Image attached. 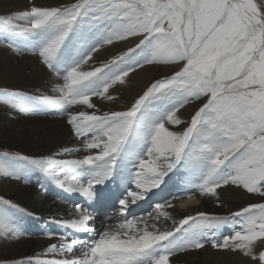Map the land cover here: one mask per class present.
<instances>
[{"label": "snow or ice", "instance_id": "obj_1", "mask_svg": "<svg viewBox=\"0 0 264 264\" xmlns=\"http://www.w3.org/2000/svg\"><path fill=\"white\" fill-rule=\"evenodd\" d=\"M0 37L17 54L37 55L62 81L52 85L51 94L29 97L0 90V103L21 114L49 110L66 114L80 141L48 157L3 151L0 158L24 161L61 189L88 200L100 199L95 186L112 176L118 158L133 165L122 177L126 195L117 198L122 222L96 233L89 225V209L76 204L72 218L51 221L71 232L48 233L58 243L16 264H171L178 253L199 251L209 244L213 250L264 264V0L32 4L0 15ZM132 37L141 38L99 66L85 69L101 48ZM82 39L85 45L69 54L70 45ZM146 65L177 68L146 86L126 110L97 109L93 98L116 100L111 90L128 83L130 74ZM201 98L206 100L190 121L182 120L181 109ZM182 124L186 126L175 130ZM78 152L85 154L72 158ZM178 166L188 176L183 188L169 193L173 200L186 195L192 201L198 192L216 197L219 207L218 189L226 186L262 199L228 216L200 211L175 220L167 210L175 205L165 198L146 216L128 218L131 206L160 188L163 178ZM85 176L86 182L81 179ZM0 177L27 182L21 167L3 162ZM12 210L26 212L0 197V238L9 241L23 235ZM161 217L172 220L173 227L160 229L148 223ZM228 225L232 231L221 233ZM78 232L98 238L84 241L75 235Z\"/></svg>", "mask_w": 264, "mask_h": 264}, {"label": "bare ground", "instance_id": "obj_2", "mask_svg": "<svg viewBox=\"0 0 264 264\" xmlns=\"http://www.w3.org/2000/svg\"><path fill=\"white\" fill-rule=\"evenodd\" d=\"M27 1H31L32 4H43L44 2H48V0H0V12L1 11H7V12L13 11V13H15V12L26 10L31 6L28 4ZM4 51H7L10 56H13L14 54L12 55V53H15V51L7 48L5 45H3V43L0 42V54L3 53ZM111 52L112 51L110 50L104 51V53L106 54L107 53L111 54ZM0 60H1V56H0ZM20 62L21 64H23V70L18 69L17 63L15 64L14 62L0 63V87L10 85L12 82L16 83L18 82L17 80H20L22 84L30 85L32 84L34 80H36L34 82H39V79H41L42 81H46L48 83L47 86H49L46 89L45 94H51L52 86H50L51 83H49V81L51 82L54 81V83H61L59 80L56 79V77L53 74L45 70L42 67V65L36 66L34 68L30 61L22 57H20ZM149 73H151L150 69L144 70L143 72L137 74L136 76H133L132 82L131 80L128 81L132 83V85L134 83L136 86L134 91H133V87L131 85H130L131 87L129 86L131 93L127 91H125L127 92V94L124 92L122 93L119 92V90L122 89V85H117L115 86L113 90H111L112 94L117 97L116 100L110 101L105 105V100H101L99 98H93V103L96 104L97 109L102 108L103 111H106L105 110L106 107L110 108L109 111L125 110L123 108L125 107L124 104L130 100L131 96L139 92V91H136L137 90L136 88H139V86L143 85V83L142 84L140 83L145 82V81L148 82L149 79L151 78L150 77L151 75ZM17 74L18 75L21 74V75L19 77H15ZM144 74H146L145 77L140 78V76ZM197 105L198 104H195L194 106L188 105L184 107L183 109H181L179 115L185 114V113L188 115L191 114L192 112H194V109ZM77 107H83V106H77ZM46 112L47 111H36L30 114H21V113L15 112L9 106L0 103V122L3 121L5 123H1V124L8 123L9 126H12V128L9 130L10 135L14 139H16L18 142L23 141L24 139H27V138L32 139V137H34L35 135L42 134L45 137L49 136V138L51 139L49 142L52 145V142L54 141V139L57 138L56 146L52 147L53 153L57 152L59 149L65 146L75 147V146L80 145V143L76 141L77 140L76 137H74L69 140L62 141L60 146L57 148L60 140H62V136L59 135V133L69 126L67 124V115L54 111L53 115L49 114L44 119L42 118V114ZM49 112H53V111L49 110ZM55 114H56V117H54V119H59L63 121L60 124V126L51 124L53 121L52 116H54ZM43 120L44 122H46L45 126L41 127L42 125H37V122H42ZM48 127H51V128L49 129ZM45 129H48V130L46 131ZM175 130H178V129L176 128ZM41 131H44V132L41 133ZM72 142L74 143L71 144ZM9 146L14 147L16 146V144L13 142H11L10 144L7 143L6 147H9ZM47 147L45 146H39L36 148L33 147L32 149H30L32 150V152H29V153H32L33 155H37L39 156V158H43L47 156L46 154L48 150ZM84 154L85 153L83 152L73 153L72 158H78V157L83 156ZM35 158H38V157L35 156ZM1 162L7 163L6 160L5 161L1 160ZM132 167L133 165L129 163L127 159L118 158L114 165L112 176L109 179H107L104 182V184L95 186L96 191L100 193V199H96L95 196L93 197L92 200H88L84 197L79 198L78 197L79 194L76 193L75 194L76 196L70 200V202L75 203V205L80 204L83 207L88 208L89 211L96 210V207H97L96 203H101L102 207H106V209L104 210H108V208L115 207L110 212L112 214L111 217H108L106 219L105 225L95 223L93 218L90 220L89 222L91 224L90 227L95 229L96 233L103 231L106 226L115 227L118 223L123 221L124 217L117 210L119 205L116 202H117V198L121 197L122 193L126 195L125 185L122 183V177L126 175L125 170L132 169ZM25 172H26V177L30 178V180L37 179L39 183L43 180L44 181L43 184L45 185V188L48 189V191L51 190L49 192H55L57 189L58 191L56 194H59L61 192L62 189L59 186L55 185L50 180H48L39 170L36 171L31 168V169L25 170ZM168 176L170 177L174 176L175 178H177V180H175L176 187L170 186L166 194H165L164 186L160 187L159 190L156 189V190L151 191V194L149 196L146 195V198L144 200L138 201L136 205L131 206L132 215H130L128 218H132V216H137V217L146 216L148 212L153 211L154 204L150 208L149 203H148L149 201L153 200L159 203H164L165 198H167L168 200H171L172 203L175 205L174 208L167 209L172 214V217L175 220H179L186 215H192L200 211H206V210L218 211L221 208H223L222 206H219V207L217 206L218 201L216 197L206 196L209 198L206 199L204 197L205 201H200L202 197L199 196L198 192L194 193L192 201H188L186 195L183 196L182 199L173 200L172 197L169 195V193L176 192L179 189L184 187V182L188 176V173H185L182 167H177L175 171H172V173L169 172L168 175L165 176L163 179H166ZM81 179L82 181L86 182L88 180V177L85 176V177H82ZM20 185L21 184H19L18 180L0 177V193L7 194L8 195L7 197H12V199H14L16 203L22 204L23 208L26 210V212L22 215V218H19L18 212H14L13 214L16 223L23 230V235H21L19 239L11 240V241L0 238V251L1 253H3V255H7V256H12L15 254L19 255L23 253L24 258L25 257H35L38 253L43 252V250L49 244L58 243V240L56 239L50 240L47 235L50 232L46 228L45 224L43 223L36 224L35 222L29 220L28 217L32 215H28V213H32L38 218L44 217L45 221H52L53 218L69 219L75 215V207L74 206L73 208L64 207V205H62V203L59 202L57 199L47 198L50 200L45 202L40 189L36 187L33 189L26 187V188H23L24 190L22 189L19 190ZM179 185L180 187H178ZM229 201L230 200L227 198L219 197V204L220 203L223 204L224 202L225 204L223 205H226L228 204ZM182 204L184 206H181ZM148 223L150 225L152 223H155L156 226L160 229H170L173 227L172 220H165L163 217L159 218L156 221L149 220ZM52 230H53V233L57 235L62 232H67V230H69V233L71 232L70 229H65L61 226H58L55 223H53ZM75 235L79 239L84 240V241H91L94 238H98L96 237L94 233L78 232V233H75ZM4 241L8 245L7 246L8 252H5V253H4V249L6 248V245L3 247ZM13 244L15 245L13 246ZM79 254L80 253H79V245H78L76 255H79Z\"/></svg>", "mask_w": 264, "mask_h": 264}, {"label": "rangeland", "instance_id": "obj_3", "mask_svg": "<svg viewBox=\"0 0 264 264\" xmlns=\"http://www.w3.org/2000/svg\"><path fill=\"white\" fill-rule=\"evenodd\" d=\"M27 2H28L29 5L32 6V2L31 1H27ZM74 2H75V0H48V2H44L43 4H35V5H37V6H61V5H65L66 6V5H70V4L74 3ZM11 13H13V11H11V12L1 11L0 15H7V14H11ZM140 38L141 37H132V38H130L127 41H120V42H117V43H115L113 45L104 46L103 48L100 49V51L98 53H95L93 55V59L91 61H89V63L87 65L84 66L85 69L87 70L89 68V66H99V64L102 63L103 61H105L106 59H110L112 56L117 55L120 52L126 51L127 48L133 47L136 43H138ZM0 42L3 43V45H5L7 48L12 50V48H10L8 46V44H6L4 42L3 37H0ZM85 43H86V41L83 40V39L78 41V42H74L73 44L70 45V47L68 49V53L74 55L75 54V48L82 47V46L85 45ZM103 50L104 51L110 50L112 52H111V54H108V53L106 54V53H104ZM12 55L13 56H10L7 51H4L3 53H1L0 54V56H1L0 63L14 62L15 64L17 63L18 69L23 70V64H21V62H20V57H22V58H25L26 60L30 61L34 68L36 66L42 65V67L45 70L50 72L43 64L40 63V59H39V57L37 55H32L30 52H24V53H21V54H17L15 52V53H12ZM176 68H177V66H175V65H146L144 68L138 69L136 72L130 74V77L128 78V81L131 80V82H132V80H133L132 77L133 76H136L137 74L143 72L144 70L150 69L151 73H149V74L151 75L150 76L151 78L149 79L148 82L145 81V82H141L140 83V84L143 83V85L139 86V88H136L137 89L136 91H139V92H137V93H135V95L131 96L130 100L124 104L125 107H123V108L126 110V108L130 106V104L134 101V99L139 94H141L142 91L145 90L146 86H148L151 82H153L156 79H161V78H164L167 75H170L172 73V71L174 69H176ZM21 74H23V73H21ZM20 75L17 74L15 77H19ZM145 75L146 74L141 75L140 78H144ZM17 81L18 82H16V83L12 82L10 85H6V86H3V87H0V90L7 89L9 92H17V93L21 94L22 96H29V95L30 96H34V95H38L40 93H46L45 91L49 87V86H47L48 83L46 81H42L41 79H39V82H34V81H36V80H34L32 82V84H30L31 86L22 84L20 80H17ZM60 82L62 83V81H60ZM49 83H51L50 86H52L54 84V81H52V82L49 81ZM127 85H128V87L131 85L133 87V91L135 90V87H136L135 84L133 83V85H134L133 86L132 83L128 82V84L126 83V84L122 85V89H120L119 92H121V93L124 92L126 94H127V92L131 93V91H130V87L131 86L128 88ZM125 86L127 87V89H126ZM125 91H127V92H125ZM205 100H206V98H201L200 100H193L191 103L186 104L185 107L188 106V105L189 106H194L195 104H198L195 107V109H194V112H195L196 110H198V108L200 106H202V103L205 102ZM108 102H110V101H106L105 100V105ZM79 109L80 110H87L89 112L94 111L92 109H85L84 106L83 107H79ZM98 109L101 112L103 111L102 108H98ZM109 109H110L109 107L105 108L106 111H109ZM194 112H192L189 115L186 114V113L185 114H181L180 117H181L182 120H184L186 122L190 121L191 115H193ZM49 114L53 115L54 111L53 112L47 111L46 113H43L42 114V118L45 119V117H47V115H49ZM54 117H56V114L54 116H52V120L53 121H52L51 124L52 125H56V126H60V124L63 121H61L59 119H54ZM1 123H5V122H3V121L0 122V152H3V151L15 152V153H20V154L27 155V156H30V157H33V158H35V156L39 158V156L33 155L32 153H29V152H32V150H30V149H32L33 147L36 148V147H39V146H45V147L48 146L47 147L48 150L46 152V154H47L46 157L51 156L53 154L52 147L56 146L57 138L54 139V141L52 142V145L49 142L51 140L49 138V136L45 137L42 134L41 135H39V134L35 135L34 137H32V139L31 138H27V139H24L23 141H19L18 142L16 139H14L10 135L9 130L12 128V126H9L8 123H6V124H1ZM45 123L46 122H44V120H43L42 122H37V125H42L41 127H43V126H45ZM185 126H186V124H182L177 129L181 130ZM48 128L50 129L51 127H48ZM45 130L47 131L48 129H45ZM42 132H44V131H41V133ZM59 135L62 136V140H60L57 148L60 146L62 141L69 140V139L75 137V136H72L73 133H72V130H71L70 126H68L63 131H61L59 133ZM76 141L78 143H80L79 140H76ZM11 142L15 143L16 146H14V147L13 146L6 147V144L7 143L10 144ZM74 142H72L71 144H73ZM1 160L5 161L6 159L0 158V162H1ZM6 161H7V163L9 165L19 166L22 169H24V171L27 170V169H31V166L28 165L24 161H15V160H6ZM178 167H180V166H178ZM32 169H34V168H32ZM182 169H183V171L185 173H188L185 170V168L182 167ZM34 170L37 171L38 169H34ZM173 171H175V169ZM26 180H27V182H25V179L18 180L19 184H21L19 186V188H20L19 190H21V189L24 190L23 188H26V187L27 188H32V189L36 187V188L40 189V191L42 193V196H43V199H44L45 202L50 200V199H57L59 202L62 203V205H64V207L73 208V206L75 205V203L70 202V200L73 199V197L76 196L75 195L76 193H68V192H66L65 190L62 189L59 194H56L58 189L55 192H49L51 190L48 191V189L45 188V185L43 184L44 183L43 180L40 183H39V181H37V179L30 180V178H28V177H26ZM175 180H177V178H175L174 176H172V177L168 176L166 179H163V183L161 184V187L164 186L165 194L167 193V190L169 189L170 186L176 187ZM177 183H179V182H177ZM41 185H43V188L40 187ZM22 186H24V187H22ZM178 187H180V185ZM153 190H156V189H153ZM157 190H159V188ZM218 193H219V197H224V198H227V199L230 200L228 202V204L223 205V204H225L224 202H223V204L220 203V205L223 208H221L218 211L206 210V211H202V212H207L210 215H214V216H228L231 212L237 211V210H239L240 208L246 206L249 203L260 202L261 199H262L258 195L248 194L245 191H243L242 189L236 188L234 186H226L224 188L218 189ZM150 194H151V192L148 193L147 196H149ZM7 196H8L7 194L0 193V197L9 199L12 202L16 203L14 201V199H12V197H7ZM101 196H103V195H101ZM78 197L81 198L80 195H78ZM200 197H202V199L200 201H205L204 197L206 199L209 198V197H206V196H200ZM47 198H50V199H47ZM148 203H149V207L151 208V206H153V204H155L156 201L151 200ZM16 204L19 205V207L21 209H24L22 204H19V203H16ZM96 206H97L96 210H90V215L93 218V220L95 221V223L101 224V225H105L106 219L108 217H111L112 214L110 212L115 207L114 208H108V210H104V209H106V207H102L101 203H96ZM12 212H13L12 214H14V212H18L19 213V218H22V215L25 213V212H21L19 210H12ZM195 214L196 213H194L192 215H195ZM28 219L33 221V222H35L36 224H39V223L45 224V226L49 230V232L53 233V230H52L53 222L45 221L44 217L38 218L35 215L29 216ZM89 225H91V224L89 223ZM103 227H105V226H103ZM220 231L223 234H228V233H230L232 231V227L230 225H228V226L223 227ZM67 232H69V230H67ZM22 233H23V230H22ZM5 245H6V248L4 249V253L8 252V248H7L8 245L4 241L3 247ZM14 245L15 244H13V246ZM259 250L260 249H257V253H258ZM23 258H24L23 253L19 254V255L15 254V255H12V256H7V255H3V253H1V251H0V264H16L17 261H20ZM186 263L187 264H190V263L191 264H259V261L258 260L257 261H253L249 257H244L242 254L232 253L230 251L213 250L211 248L210 244H209V245L206 246L205 249H201L199 251H190V252H185V253H178L177 255H175V256H173L171 258V264H186Z\"/></svg>", "mask_w": 264, "mask_h": 264}]
</instances>
